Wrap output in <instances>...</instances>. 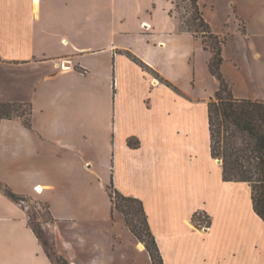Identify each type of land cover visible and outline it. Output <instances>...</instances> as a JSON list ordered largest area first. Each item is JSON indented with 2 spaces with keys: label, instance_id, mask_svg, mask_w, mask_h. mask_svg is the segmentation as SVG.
Here are the masks:
<instances>
[{
  "label": "crops",
  "instance_id": "obj_1",
  "mask_svg": "<svg viewBox=\"0 0 264 264\" xmlns=\"http://www.w3.org/2000/svg\"><path fill=\"white\" fill-rule=\"evenodd\" d=\"M224 2L234 16L207 19L227 36L221 71L235 97L264 101V0ZM200 3L206 18L215 0ZM209 58L173 0H0V101L32 106L30 128L0 120V183L47 203L68 264H153L111 183L142 201L164 264H264L251 186L211 155ZM0 264H52L1 188Z\"/></svg>",
  "mask_w": 264,
  "mask_h": 264
},
{
  "label": "trees",
  "instance_id": "obj_2",
  "mask_svg": "<svg viewBox=\"0 0 264 264\" xmlns=\"http://www.w3.org/2000/svg\"><path fill=\"white\" fill-rule=\"evenodd\" d=\"M188 1L190 21L194 28L186 25L185 29L192 32L197 39L198 33H201L202 47L210 52L208 70L218 83L208 108L211 155L221 158L225 180H243L250 184L254 210L264 220V101L234 96L232 85L221 71L222 51L227 42V36L213 32L209 22L203 16L200 0ZM173 3L176 7L175 0ZM240 29L245 32L244 24L240 26ZM134 60L138 62L137 59ZM31 114L32 106L29 102L0 101V120L18 118L30 128ZM222 133L223 136L220 139ZM238 137L241 139L240 143L237 142ZM127 144L137 146L138 142L134 138H129ZM110 187L112 190L108 191V195L113 207L122 213L127 226L144 243L152 263L164 264L149 228L142 201L137 197L122 194L113 186V183ZM0 188L10 199L21 203L22 206H25L24 202L29 200L27 195L14 192L5 184L0 183ZM114 195L121 201L116 202ZM44 204L49 216L48 205ZM134 216L138 225L133 224ZM192 219L195 222L199 219L204 221L196 214ZM33 229L52 264H68L66 259L55 251L53 242L47 237L44 238L41 231L34 227ZM44 234L46 235V232Z\"/></svg>",
  "mask_w": 264,
  "mask_h": 264
},
{
  "label": "rangeland",
  "instance_id": "obj_3",
  "mask_svg": "<svg viewBox=\"0 0 264 264\" xmlns=\"http://www.w3.org/2000/svg\"><path fill=\"white\" fill-rule=\"evenodd\" d=\"M177 3V6L175 7V12L179 20L181 21L182 26L185 28L187 26H191L194 28L191 24V14H190V6H189V1L188 0H175ZM206 13V20L209 19L216 27V29H219L220 26L222 25V22L225 21L227 18V15H230L233 17V11L228 9V7L225 5L224 0H215L214 7L209 10L205 9ZM204 16V14H203ZM243 25V22L241 23L239 21V26ZM214 32V31H213ZM220 34V33H218ZM225 35V34H223ZM199 36V41L201 37V33H198ZM230 49L233 51L236 49L235 45L232 43ZM236 77V76H235ZM228 81V80H227ZM229 82V81H228ZM230 83V82H229ZM231 84V83H230ZM233 91V90H232ZM225 133V132H224ZM220 139L223 136V133L220 135ZM217 138V136H216ZM218 139V138H217ZM241 139L238 137L237 142L240 143ZM222 143V142H220ZM221 160V158H218ZM109 190H112L110 185L107 186V192ZM114 200L116 202L121 201L118 197L114 195ZM25 207L29 213V224L33 226L36 230L41 231L44 238H48L47 234L45 235V227L47 225V222H49L50 218L47 214V209L44 204V202L37 200V199H29L26 202H24ZM136 217L134 216L133 224L138 225V222L135 219Z\"/></svg>",
  "mask_w": 264,
  "mask_h": 264
},
{
  "label": "built area",
  "instance_id": "obj_4",
  "mask_svg": "<svg viewBox=\"0 0 264 264\" xmlns=\"http://www.w3.org/2000/svg\"><path fill=\"white\" fill-rule=\"evenodd\" d=\"M143 26H145V27H149V25L146 24L145 22H143ZM34 189H35L36 192H40V191L42 190L41 188H38L37 186L34 187ZM203 225H204V227H208V223H207V221H205Z\"/></svg>",
  "mask_w": 264,
  "mask_h": 264
}]
</instances>
